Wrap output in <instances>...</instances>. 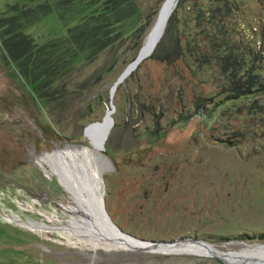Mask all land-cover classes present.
Masks as SVG:
<instances>
[{
	"label": "rangeland",
	"instance_id": "rangeland-1",
	"mask_svg": "<svg viewBox=\"0 0 264 264\" xmlns=\"http://www.w3.org/2000/svg\"><path fill=\"white\" fill-rule=\"evenodd\" d=\"M30 1L0 0V18ZM158 1L138 0L140 11L129 18L132 29L157 4L141 47L164 0ZM194 1L177 0L173 34L201 40L200 28L218 25L230 31L229 46L264 54V0ZM209 3L223 22L194 19V9ZM23 32L42 44L65 36L66 27L51 11ZM2 37L0 29V264H229L92 230L68 172L140 240L190 239L177 243L200 242L247 259L264 249V96L253 111L241 102L221 104V81L209 65L198 68L186 50L167 64L154 48L110 99L128 66L125 45L103 79L56 122L5 57ZM110 103L114 123L95 147L84 129L101 121Z\"/></svg>",
	"mask_w": 264,
	"mask_h": 264
},
{
	"label": "trees",
	"instance_id": "trees-1",
	"mask_svg": "<svg viewBox=\"0 0 264 264\" xmlns=\"http://www.w3.org/2000/svg\"><path fill=\"white\" fill-rule=\"evenodd\" d=\"M137 1L31 0L29 4L11 6V13L0 18L5 57L14 63L18 74L34 88L47 113L56 122H61L66 114L68 117L83 93L91 91L103 79L122 57L125 45H130L131 52L125 57L124 64L135 59L157 10L156 4L143 23L131 29L129 18L140 11ZM199 6L193 14L197 22H223V13L216 17L209 12L211 3ZM179 8L177 6L171 12L163 36L155 47V55H164L161 59L170 64L179 56L185 57L186 50L193 64L198 68L209 65L213 75L221 81L219 94H224L221 104L241 102L242 107L253 111L255 108L251 104L264 96L263 52L248 47L245 52L229 46L230 31L218 25L208 30L200 28L198 34L202 35L201 40L193 35L182 39L173 34L172 29ZM51 11H55L65 25L66 35L51 37L38 44L23 32V28ZM244 101L250 103L245 104Z\"/></svg>",
	"mask_w": 264,
	"mask_h": 264
},
{
	"label": "bare ground",
	"instance_id": "bare-ground-1",
	"mask_svg": "<svg viewBox=\"0 0 264 264\" xmlns=\"http://www.w3.org/2000/svg\"><path fill=\"white\" fill-rule=\"evenodd\" d=\"M176 2L177 0H164L163 1V4L161 5L159 13H158L157 20L154 22V25L151 27L150 32L145 38L137 57L134 59L135 61L134 62L132 61L133 63H131L128 66L126 72L123 75L122 80L125 79L130 74V72L134 70L135 67L143 59L148 57L151 54V52L154 50L157 42L159 41L164 31L167 20L176 5ZM113 111L114 110H112V107L110 108V105H109V108L106 110V114L104 116L103 122L90 125L88 128L85 129L86 134L89 136V138L91 139L95 147L100 146V144L103 142L105 138V135L108 132V129L110 128V118H112ZM101 148L102 147H100V149ZM67 174L70 178H72L71 184L74 190L75 188H77V190L79 191L78 193L80 197H82L81 201L83 204L81 205V207H84V209L82 208V211L85 213V216L88 218L91 229L93 230L95 227H100L111 235H113V233L117 234V232L111 227L99 226L97 222L94 220V216L91 215L89 208L91 209L93 207H97V209H99L100 207V200H101L100 195L97 194V196H94L91 198L92 195L91 193L87 192V190L86 192L80 190L81 188L77 186L76 179L72 176L73 174L70 172H68ZM68 189L71 190L72 188H70L68 185ZM82 193H84V195ZM119 238L123 239V237L121 236H119ZM124 239L133 241L129 238H124ZM148 246H153L155 248H161L165 251L172 250V251H187V252H193V253H208V254H212V255L220 257L222 260H224L225 262L229 264H264V249L261 252L255 253V256L253 258L247 259L248 257L246 258L245 254H237V253H232V252H220L200 242H197L194 244L177 243V244H172V245L171 244H165V245L154 244V245H148Z\"/></svg>",
	"mask_w": 264,
	"mask_h": 264
},
{
	"label": "water",
	"instance_id": "water-1",
	"mask_svg": "<svg viewBox=\"0 0 264 264\" xmlns=\"http://www.w3.org/2000/svg\"><path fill=\"white\" fill-rule=\"evenodd\" d=\"M163 4V3H162ZM161 4V5H162ZM159 13V12H158ZM158 17V16H157ZM156 20H157V18H156ZM155 20V21H156ZM154 25V24H153ZM141 49V48H140ZM140 51V50H139ZM139 53V52H138ZM138 55V54H137ZM137 57V56H136ZM135 57V58H136ZM135 60H133V62H134ZM133 62H130L129 64H128V66L131 64V63H133ZM128 66L125 68V70L121 73V75L118 77V79L114 82V84H113V86H112V88H111V91H110V99L112 98V94H113V90L114 89H116V87H117V85L120 83V82H122V78H123V75H124V73L126 72V70H127V68H128ZM110 107H112V110H114V106H113V104L112 103H110ZM103 120H104V118L101 120V121H96V122H94V123H92V124H90V125H93V124H96V123H102L103 122ZM113 123H114V121H113V118H110V126H112L113 125ZM90 125H88V126H86L85 127V129L86 128H88ZM84 129V130H85ZM91 198L92 197H94V196H97L96 194H94V193H91ZM89 210H90V212H91V215H93L94 216V220L97 222V224L99 225V226H106V227H111L112 229H114L116 232H117V234H118V236H121V237H123V238H129V239H131V240H133V241H135V242H137V243H139V244H141V245H146V244H148V245H154V244H174V243H177V242H185V241H188V240H190V239H187V240H179V241H175V242H152V241H146V240H140V239H138V238H136L135 236H133V235H131V234H128V233H126V232H123L111 219H110V217H109V215L107 214V212L105 211V209H104V206H103V202H102V199L100 200V207H99V209H97V207H93V208H89ZM102 216V217H101ZM119 238V237H118ZM122 239V238H121Z\"/></svg>",
	"mask_w": 264,
	"mask_h": 264
}]
</instances>
